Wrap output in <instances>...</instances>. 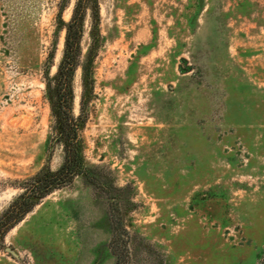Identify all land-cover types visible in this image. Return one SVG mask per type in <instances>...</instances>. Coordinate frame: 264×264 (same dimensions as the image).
<instances>
[{
  "label": "rangeland",
  "instance_id": "obj_1",
  "mask_svg": "<svg viewBox=\"0 0 264 264\" xmlns=\"http://www.w3.org/2000/svg\"><path fill=\"white\" fill-rule=\"evenodd\" d=\"M59 2L0 0V213L18 182L62 162L45 149L43 78L62 54ZM98 5L82 135L103 181L43 198L0 264H264V0ZM90 43L87 17L83 55ZM73 87L77 116L80 68Z\"/></svg>",
  "mask_w": 264,
  "mask_h": 264
},
{
  "label": "trees",
  "instance_id": "obj_2",
  "mask_svg": "<svg viewBox=\"0 0 264 264\" xmlns=\"http://www.w3.org/2000/svg\"><path fill=\"white\" fill-rule=\"evenodd\" d=\"M71 0H60L57 14V30H64V41L61 57L56 70L50 74L54 65V51L51 50L45 61L44 97L50 110V131L45 142V149L52 151L61 146L63 158L57 169L45 165L33 176L18 182L15 186L20 192L15 195L0 213V250L4 248L7 232L18 224L27 213L52 192L69 186L75 178L91 185L99 186L103 175L97 168L85 162L84 138L82 135L86 124V109L93 87V61L99 37L98 0H74L70 18L62 19V12ZM90 20L91 43L83 55L81 41L84 34L85 19ZM81 69L80 111L73 112L74 87L76 70ZM111 192L116 188L110 187ZM113 197V196H112ZM116 232L113 233V242ZM117 264L120 263L117 261Z\"/></svg>",
  "mask_w": 264,
  "mask_h": 264
},
{
  "label": "water",
  "instance_id": "obj_3",
  "mask_svg": "<svg viewBox=\"0 0 264 264\" xmlns=\"http://www.w3.org/2000/svg\"><path fill=\"white\" fill-rule=\"evenodd\" d=\"M5 249H6V251H8V252H10V253L15 254L14 251H13L11 248L6 247Z\"/></svg>",
  "mask_w": 264,
  "mask_h": 264
}]
</instances>
